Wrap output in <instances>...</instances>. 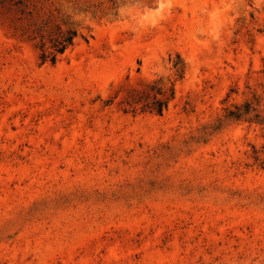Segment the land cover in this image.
<instances>
[{
	"label": "rangeland",
	"instance_id": "rangeland-1",
	"mask_svg": "<svg viewBox=\"0 0 264 264\" xmlns=\"http://www.w3.org/2000/svg\"><path fill=\"white\" fill-rule=\"evenodd\" d=\"M0 264H264V0H0Z\"/></svg>",
	"mask_w": 264,
	"mask_h": 264
},
{
	"label": "trees",
	"instance_id": "trees-1",
	"mask_svg": "<svg viewBox=\"0 0 264 264\" xmlns=\"http://www.w3.org/2000/svg\"><path fill=\"white\" fill-rule=\"evenodd\" d=\"M72 40H73V37L72 36H70L67 39V41H68L69 44H71ZM65 49H66V46L63 45V46H61V47L58 48V52L59 53H63L65 51ZM55 61H56V56H53L52 57V62H55ZM161 111H162V108L160 109V112ZM249 111H250V105L247 104V105H245L244 108H242V107H236L235 110L229 111L228 116L230 118H234V119H241V118L245 117L249 113ZM259 123L262 124L263 123V120H260L259 119Z\"/></svg>",
	"mask_w": 264,
	"mask_h": 264
}]
</instances>
